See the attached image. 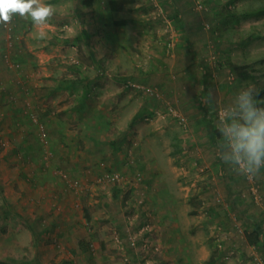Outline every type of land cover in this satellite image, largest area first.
Segmentation results:
<instances>
[{
	"label": "rangeland",
	"instance_id": "1",
	"mask_svg": "<svg viewBox=\"0 0 264 264\" xmlns=\"http://www.w3.org/2000/svg\"><path fill=\"white\" fill-rule=\"evenodd\" d=\"M43 3L44 25H0V264L264 261L245 235L264 230V168L240 175L216 154L219 108L252 84L227 61L264 77V15L231 19L226 0Z\"/></svg>",
	"mask_w": 264,
	"mask_h": 264
},
{
	"label": "clouds",
	"instance_id": "2",
	"mask_svg": "<svg viewBox=\"0 0 264 264\" xmlns=\"http://www.w3.org/2000/svg\"><path fill=\"white\" fill-rule=\"evenodd\" d=\"M53 15V6L43 0H0V25H7L14 16L44 25ZM252 87L241 88L230 104L222 108L216 130L219 138L216 154L233 171L256 176L264 168V106L255 99ZM213 97L210 94V104Z\"/></svg>",
	"mask_w": 264,
	"mask_h": 264
},
{
	"label": "trees",
	"instance_id": "3",
	"mask_svg": "<svg viewBox=\"0 0 264 264\" xmlns=\"http://www.w3.org/2000/svg\"><path fill=\"white\" fill-rule=\"evenodd\" d=\"M237 1L238 0H226V4H225L226 7H225L224 11L231 14V19H237L238 20L239 17L257 18V17L264 15V3L261 2V4H258L255 6H250L248 8L241 10V11L232 10V7L233 8L235 7ZM131 2H133V0H107L106 6L111 13L112 12L115 13V12H119V11L125 9ZM83 3H84V5L91 7L93 4V0H83ZM116 23L121 24V23H123V21L118 20V21H116ZM83 32H84L83 34H85V37L89 36V33L87 34L86 30H84ZM227 66L230 70L229 72H231V74H232L233 79H237V80H245L248 78L251 79L252 84L247 85L246 87H252L254 89V92L257 93V95L255 96V99L262 102L261 105H264V77L258 76L257 75L258 72H256L255 69L248 68L245 63H235L231 60H228ZM61 87H62V85H61ZM65 87L70 88V89L73 88V86L70 82L65 84L63 88H65ZM204 93H205V91H204ZM86 94L87 93H84V95H83L84 99L87 96ZM23 112H24V114H23ZM20 114H21L22 119H23V117H26V119L28 118V120L31 119L30 113L29 112L26 113L23 109L20 110ZM206 124H207V126H210V128H211L210 130L212 131L213 125L210 124V121L208 119H206ZM116 193H115V195H117ZM6 204L13 207L8 201H5L4 203H2L1 206H5ZM85 212L87 213V209H85ZM87 217L90 218L89 215ZM29 227H30L31 232H32L33 242L35 244H37L39 235L35 229V225L31 224V225H29ZM263 234H264V230L261 227V223L259 221H254L251 225V229H247V228L245 229V235H246L248 242L256 243V245H258L260 247L261 252L264 253ZM86 257L88 260L93 259V255H92L91 250H87ZM212 257H213V252L210 253V258H212Z\"/></svg>",
	"mask_w": 264,
	"mask_h": 264
},
{
	"label": "crops",
	"instance_id": "4",
	"mask_svg": "<svg viewBox=\"0 0 264 264\" xmlns=\"http://www.w3.org/2000/svg\"><path fill=\"white\" fill-rule=\"evenodd\" d=\"M20 17L19 16H14L13 17V19H19ZM62 87H64V83L62 84ZM66 88V87H65ZM68 93L70 92V91H67ZM75 104H77L76 105V108H78L77 110H76V114L78 113L77 111H79L83 106H84V104H85V101H84V98H83V96L76 102V103H73V105H75ZM69 107V106H68ZM63 109H62V112L63 111H65V110H67L66 109V107H62ZM69 111V110H68ZM77 116H79V115H77ZM60 122H61V119H60ZM224 259V263H226V264H228L230 261V258L228 257V258H223ZM229 264H231V263H229Z\"/></svg>",
	"mask_w": 264,
	"mask_h": 264
},
{
	"label": "built area",
	"instance_id": "5",
	"mask_svg": "<svg viewBox=\"0 0 264 264\" xmlns=\"http://www.w3.org/2000/svg\"><path fill=\"white\" fill-rule=\"evenodd\" d=\"M3 26H4L5 28H7V29H10V28H11V22H10L9 24H7V25H3ZM145 90L149 91L150 93H153V92H154L151 88H147V89H145ZM221 110H222V108H219L218 112H219L220 115H223V113L221 112ZM172 112H173V110H172ZM180 120H184V119L182 118V119H180ZM256 264H264V261H262V260H257V261H256Z\"/></svg>",
	"mask_w": 264,
	"mask_h": 264
}]
</instances>
